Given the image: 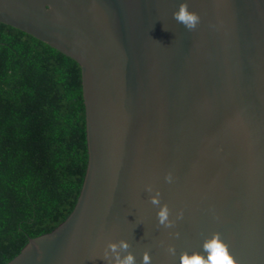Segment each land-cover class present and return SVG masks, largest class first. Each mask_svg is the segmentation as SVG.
I'll return each mask as SVG.
<instances>
[{
    "label": "water",
    "instance_id": "1",
    "mask_svg": "<svg viewBox=\"0 0 264 264\" xmlns=\"http://www.w3.org/2000/svg\"><path fill=\"white\" fill-rule=\"evenodd\" d=\"M0 22L80 64L89 154L72 213L7 264H109L121 240L179 264L216 233L264 264V0H0Z\"/></svg>",
    "mask_w": 264,
    "mask_h": 264
},
{
    "label": "trees",
    "instance_id": "2",
    "mask_svg": "<svg viewBox=\"0 0 264 264\" xmlns=\"http://www.w3.org/2000/svg\"><path fill=\"white\" fill-rule=\"evenodd\" d=\"M88 160L80 64L0 22V264L67 219Z\"/></svg>",
    "mask_w": 264,
    "mask_h": 264
},
{
    "label": "clouds",
    "instance_id": "3",
    "mask_svg": "<svg viewBox=\"0 0 264 264\" xmlns=\"http://www.w3.org/2000/svg\"><path fill=\"white\" fill-rule=\"evenodd\" d=\"M175 17L190 30L195 29L200 22L199 15L191 11L187 4L180 6L179 10L175 13ZM165 179L171 183L173 181L172 173H168ZM147 190L149 192L153 191L151 186ZM151 203L159 209L157 212L159 224L166 228L173 227L174 221L170 219L171 210L167 203L161 202L159 191L151 196ZM182 217L183 212L179 214L178 218ZM176 235L179 236V233H176ZM130 247L131 245L127 240H121L119 243H110L105 250V257L109 259V264H137L135 254L128 251ZM168 251L175 255L176 250L174 247H169ZM141 264H151L150 252H144ZM179 264H236V261L230 254V250L222 240L221 235L216 233L205 240L203 251L181 253Z\"/></svg>",
    "mask_w": 264,
    "mask_h": 264
}]
</instances>
